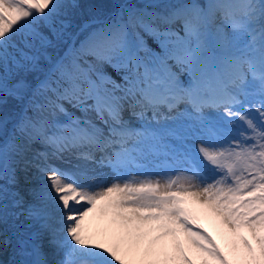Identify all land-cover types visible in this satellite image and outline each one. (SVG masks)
Masks as SVG:
<instances>
[{"label":"snow or ice","instance_id":"obj_1","mask_svg":"<svg viewBox=\"0 0 264 264\" xmlns=\"http://www.w3.org/2000/svg\"><path fill=\"white\" fill-rule=\"evenodd\" d=\"M80 7L0 0V264H264V0H116L73 38ZM68 155L70 168L52 162ZM149 155L185 167L110 182L90 167Z\"/></svg>","mask_w":264,"mask_h":264},{"label":"rangeland","instance_id":"obj_2","mask_svg":"<svg viewBox=\"0 0 264 264\" xmlns=\"http://www.w3.org/2000/svg\"><path fill=\"white\" fill-rule=\"evenodd\" d=\"M155 4V0H144V6L145 7H151V6H154ZM90 21H92V19L90 20H82V19H79L78 21L73 17L71 18V27L68 29V32L71 33L73 35V38H75L76 36H80L81 38H83V32L81 31L82 29H84V32L87 31V29L84 28V26L86 24H88ZM45 33L46 34H49L47 33V30H45ZM50 35V34H49ZM146 39L148 41L152 40L151 38H147ZM153 41V40H152ZM72 40L71 39H68L67 42H61V43H58L57 47L54 48V49H49V52L52 56V59L55 60L57 57L61 56L62 53H65L68 54L70 52V45L72 44ZM155 42V41H154ZM64 55V56H65ZM49 67V63L44 61L42 62V68L44 71H46ZM43 72H35V73H31L33 74V77H31L29 74L27 79L29 81V83L32 85L33 82L35 81V79L38 77H40V75H42ZM36 86V85H35ZM33 86V87H35ZM180 110L181 111H185V112H191V108L189 105L187 104H182L180 106ZM151 118V114H149V119ZM209 119L210 120H215V114L214 113H209ZM135 123V124H134ZM171 123V122H170ZM179 123H182L183 126L185 128H190L192 131H195L197 129V123L195 120L193 119H184L182 121H180ZM132 124H134V127H136V129H140L142 127V125L144 124V121L142 120H137L136 118L132 119ZM238 126H241L242 127V124L240 122H237ZM153 127H155V121H153V124H152ZM226 127V126H225ZM236 134V130L235 129H232V135L235 136ZM197 139H208V137L206 136V134H204L203 132H200V131H196V134L195 135H189L188 137V140H187V147L195 154V148H196V145L194 143L195 140ZM219 139H224V135L222 134ZM38 147L40 148V150H44L45 151V145L43 143H38ZM67 158H65L64 162L60 161V160H54L52 161L54 164H58L59 165V162L60 163H66V164H69V168L73 165V162L71 163H68L69 161V158L71 157V155H68L66 156ZM166 164H169L170 166H172L175 171H180L182 168L185 167V165L181 164L180 162L178 161H173L170 157H165L163 155H159V156H147L145 158H141L139 160H137V162L133 165H131V169H135V170H138L140 172H145L148 171L149 169L151 168H160L158 167V165H166ZM95 167L98 168V166L96 165H93ZM201 167L203 168L205 174L207 176H211L212 175V172L209 168L205 167L204 165H201ZM68 168V167H67ZM109 168V167H107ZM106 168V169H107ZM147 173V172H145ZM114 179V177L110 178V180ZM198 215H200L202 218L200 220V223L205 227L207 228L214 236V238H216L217 240V243L221 244V246L223 247L224 246V242L221 240L220 238V235H219V231L220 229L216 230L218 228V225L217 227L215 226H212L208 219L207 218H204L203 214L202 213H198ZM242 235H245L247 236L248 233L245 231L242 233Z\"/></svg>","mask_w":264,"mask_h":264},{"label":"bare ground","instance_id":"obj_3","mask_svg":"<svg viewBox=\"0 0 264 264\" xmlns=\"http://www.w3.org/2000/svg\"><path fill=\"white\" fill-rule=\"evenodd\" d=\"M148 44L150 45L151 48L155 49L156 51H159V46L156 42L150 40L148 41ZM170 63H172L170 61ZM108 73L114 78L117 80V82H120L119 81V77L116 75V73L111 69V68H108L107 69ZM190 75L185 73L183 76H182V79L185 80V81H188L190 80ZM70 111H75L74 109H70ZM45 118L47 120H49L50 123H55L57 120L59 121H64L65 117L63 116H59L57 117L56 115H49L47 112H45ZM76 115H79V112H76ZM124 117L126 120H128L131 124L132 127H134V124H132V119H134L135 117H133L132 115H130V112L129 111H126L124 113ZM136 128V127H134ZM35 148L39 151H42L40 150V148L38 147V143L35 145ZM45 150L46 147H45ZM44 151V150H43ZM67 158V157H65ZM69 161L73 162V164H76L77 161L74 159V157H70L69 158ZM58 167H62V168H69V164H66V163H60L59 162V165L57 164ZM72 167V166H71ZM91 168L94 169L95 173L98 174L100 177H102L104 180H107V181H111L110 178L114 177V178H120V177H126V178H131V177H137V178H142V177H145V176H149V177H166V176H171L173 175L174 173H176L175 169L170 166L169 164H166L164 166L162 165H158V167H160L159 169L158 168H151L147 171V173H141L140 171L138 170H135V169H131V167H127V168H123V169H120V170H115V169H112V168H107V166L101 168V167H95L93 165H90ZM107 168V169H106ZM43 177L39 174H35L33 175V181H34V184L39 186L41 181H42ZM205 218V217H204ZM209 223L212 225V226H216L217 227V224H216V221L214 218H207ZM219 227L216 229L218 230Z\"/></svg>","mask_w":264,"mask_h":264},{"label":"trees","instance_id":"obj_4","mask_svg":"<svg viewBox=\"0 0 264 264\" xmlns=\"http://www.w3.org/2000/svg\"><path fill=\"white\" fill-rule=\"evenodd\" d=\"M119 2H122V0H119ZM80 4V9L76 10L71 18L74 17L77 21L79 19H84L86 21L93 19V17H96L102 13H106L111 9H115L116 0H80ZM30 76L33 77V74ZM42 77L43 73L39 78L37 77L35 79L32 86L36 85L38 80H40Z\"/></svg>","mask_w":264,"mask_h":264}]
</instances>
